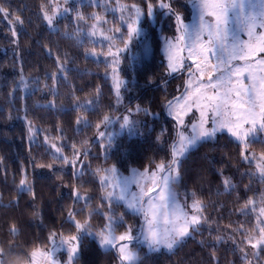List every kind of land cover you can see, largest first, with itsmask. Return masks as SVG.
<instances>
[{
    "label": "trees",
    "instance_id": "1",
    "mask_svg": "<svg viewBox=\"0 0 264 264\" xmlns=\"http://www.w3.org/2000/svg\"><path fill=\"white\" fill-rule=\"evenodd\" d=\"M119 1L127 3V9L115 7L105 11L111 17L100 26L123 47L121 41L127 37L129 17L135 15L131 5H137L142 13L140 25L144 35L139 41L132 39L131 45L120 53L118 73L124 85L117 102L108 57L100 54L104 53L100 50L108 49L110 42L100 43L84 34L94 21L89 11L100 10V5L85 0H67L65 4L63 0L68 12L59 13L50 26L44 12L51 14L53 0H0V6L9 13L7 19L0 13V248L4 250L0 260L3 264H23L34 248L49 247L48 236L52 231L74 234L75 221L83 223L88 219L91 230L97 231L105 224L104 214L108 213L116 217L123 215L125 224H139V216L121 202L108 207L102 198L97 169L115 165L118 172L127 174L132 168L153 167L171 158L169 146L176 134V122L163 110L179 93L175 89L178 78L168 75L161 45L162 36L174 33L175 17L158 7L161 0ZM149 2L153 5L152 15L147 14ZM172 6L188 17L187 0H172ZM77 13L85 19H78ZM16 16L22 24L15 23ZM116 28L120 29L119 33L115 32ZM77 30L79 40L65 34ZM93 49L97 55L92 54ZM56 56L66 57L68 63L65 72H58L53 82L51 74L57 72ZM21 75L26 77L29 87H19ZM85 100H92L93 104L80 107ZM135 107L141 108L142 119L135 131L114 134L103 145L107 138L98 133L103 131L106 135L110 127L102 125L97 129L96 124L105 115L121 119ZM78 117H83L80 123ZM29 123L35 129L31 138ZM117 124L111 128L115 130ZM51 143L61 147L62 155L75 159L76 163L65 164L58 159L50 148ZM241 147L227 132H219L198 142L187 153L175 187L187 200L203 201L204 221L214 229L201 226L193 230L171 251H147L140 247L137 264H264L262 248L259 256L251 259L241 251L247 246L242 243L245 230L258 232L256 214L250 210L256 205L247 208L244 205L249 199L264 205V180L257 175L255 164L243 159ZM246 150L264 152V131L258 129L256 137L249 138ZM76 152L80 153L79 157L75 156ZM25 177L30 191L20 185ZM225 177L230 178V187L223 184ZM75 192L84 199L74 198ZM97 208L99 213L93 211ZM70 212L74 214L72 220L68 218ZM13 225L15 233L11 231ZM218 228L223 230V235L216 231ZM123 231L124 226L118 224L116 232ZM81 239L83 243L72 264H119L114 249H103L86 234Z\"/></svg>",
    "mask_w": 264,
    "mask_h": 264
},
{
    "label": "snow or ice",
    "instance_id": "2",
    "mask_svg": "<svg viewBox=\"0 0 264 264\" xmlns=\"http://www.w3.org/2000/svg\"><path fill=\"white\" fill-rule=\"evenodd\" d=\"M187 2L191 4L192 9L190 23L186 22L185 14L173 8L172 0L168 3L161 0L159 4L161 8L167 9L168 14L175 17L177 35L165 41L169 73L185 69V60L191 61L186 69L189 79L184 93L175 98V102L167 103L169 115L176 120V134L169 146L171 158L160 161L153 169L145 168L143 171L133 169L128 176L120 175L115 165L103 170L97 169L103 188L102 198L108 202L109 208L115 202H122L132 213L142 217L143 223L139 226V232H136V225L125 224L123 215L116 217L105 213L107 222L95 232L91 230L88 219L83 223L75 221V234L50 232L48 236L50 247L39 246L31 250L27 264H61L56 258V253L60 249H66L68 264H71L83 243L81 237L84 233L95 235L103 247L116 248L119 264H137L139 254L132 247L133 242L137 240L146 243L153 250H158L160 247L171 250L178 242L191 235L192 231L205 220L203 201L193 199L192 212L189 213L187 205L179 202L174 190V185L181 178L180 168L187 153L198 142L226 130L241 142V156L249 160V156L244 154L249 137L257 129L264 131V57L258 56L264 54V31H257L264 29V0H187ZM64 3L67 4V0H64ZM127 7L124 6L125 9ZM131 8L135 11V18L129 17L132 22L128 23L127 39L121 41L122 48L115 46L113 36H108L100 30L98 25L106 21H102L99 15H93L94 22L88 32L90 37L100 36L110 42L108 51L100 54L112 58L110 67L117 102L120 99V89L124 85L118 73L120 53L128 48L133 36H139L141 33L138 27L141 9L137 5H131ZM61 11L68 9L55 3L51 14L48 11L44 12V19L52 26ZM0 13H3L4 18L7 19L9 15L7 9L0 6ZM152 13L153 5L149 2L147 14L152 15ZM77 18L85 19L79 13ZM9 23L13 22L9 20ZM15 23L22 24L23 21L16 16ZM115 32L119 33L120 29L116 28ZM241 32L247 34V40L241 38ZM65 34L77 40L80 37L79 30ZM12 35H16L14 27ZM113 47L115 51L112 50ZM92 54L97 55L95 49L92 50ZM55 62L57 72L51 74L53 82L58 72H65L68 63L66 57L62 59L60 56H56ZM19 87H29L23 75L19 78ZM98 94L99 90H97ZM76 100L79 101V97ZM92 104V100H85L79 106L84 108ZM136 111H140V108L137 107ZM196 112L199 113L198 119L186 124L184 118ZM82 119L83 117H78L77 123ZM111 122V117L105 115L96 124V128L107 126ZM132 123L129 116L125 115L120 126L123 128ZM29 134L30 138L35 135L31 123H29ZM98 135L103 137L105 133L100 131ZM45 141L47 142V137ZM50 148L65 164L76 163L75 159L69 160L68 157L63 156L62 148L57 144L51 143ZM79 155V152L75 153L76 157ZM251 159L255 160L256 170L264 179V152L259 153L258 158L253 155ZM223 184L226 188L230 187V178L225 177ZM20 185L31 190L26 177L20 180ZM133 185L138 191H131ZM74 195L77 200L83 198L79 192H75ZM192 195L195 197V193ZM254 203L249 199L244 208ZM255 210L253 208V211ZM93 211L99 213L100 209ZM69 217L74 219V214L70 212ZM262 218H264V207L259 208L256 219L259 235L245 230L242 241L254 250L253 255H256L255 250L264 248ZM118 224L124 226V231L117 235ZM11 231L16 232L14 225ZM3 252L4 250L0 248V254ZM0 264H3L2 260Z\"/></svg>",
    "mask_w": 264,
    "mask_h": 264
},
{
    "label": "rangeland",
    "instance_id": "3",
    "mask_svg": "<svg viewBox=\"0 0 264 264\" xmlns=\"http://www.w3.org/2000/svg\"><path fill=\"white\" fill-rule=\"evenodd\" d=\"M80 1H84V0H80ZM85 1H89L90 3H92V4H94V5H100L101 6V9L99 10L98 8H95V9H93V10H91V11H89V15L91 14V16H93L94 14H96V15H99L101 18H102V21L103 20H106V19H108V18H110L111 17V15L110 14H105L104 12L105 11H111V9H114L115 7H117V8H123V9H125L124 8V6H128V4L127 3H124V2H120L119 0H116L114 3H112L111 2V0H85ZM53 2H55V3H58L62 8H64V6H63V0H53ZM78 2V1H77ZM161 2V1H160ZM160 2H159V4H160ZM163 2L164 3H167L165 0H163ZM78 4H79V2H78ZM54 7V6H53ZM77 7H78V5H77ZM158 7H160L159 5H158ZM189 8H190V13H189V15H188V17H187V19H186V22L187 23H190L191 21H192V9H191V4H189ZM127 9V8H126ZM75 11H77V10H75ZM66 12H68V11H61L60 13H62V14H64V13H66ZM163 12L164 13H167V10L164 8L163 9ZM125 13H127V10L125 11ZM134 13H135V11H134ZM113 15V14H112ZM114 16V15H113ZM133 18H135V15H134V17ZM142 19V13H141V15H140V17H139V21H138V27L141 29V33H140V35L139 36H133V40H134V38H136L137 39V41H139L140 40V38L144 35L143 34V27L140 25V20ZM94 22V21H93ZM92 22V23H93ZM132 22V21H131ZM130 22V23H131ZM92 23H91V25H92ZM128 24V23H127ZM110 26H111V28H114L111 24H110ZM98 27L100 28V30H102L106 35H108V36H112V34H109V31H107V30H104V28L103 27H101L100 26V24L98 25ZM234 27H235V25H234ZM176 29V28H175ZM89 30H90V28L89 29H87V30H84V34L85 35H88V32H89ZM258 32H260V31H264V29H258L257 30ZM177 35V33H176V30H174V33L171 35V36H162V45H161V52H162V54H163V56H164V59H165V62H166V64H167V71H168V75L169 76H172V77H177L178 78V81H177V83H176V85H175V89L176 90H178L179 91V93L175 96V97H173L170 101H173V102H175V98H177V97H180L183 93H184V91H185V85H186V82L188 81V79H189V75H188V72H187V66L188 65H190L191 64V61H189V60H185V64H186V68L185 69H183V70H180V71H177V72H172V73H169V69H168V59H167V55H166V52H165V47H166V43H165V41H166V39H173L175 36ZM240 36H241V38L242 39H245V40H247L248 39V37H247V34L246 33H244V32H241L240 33ZM95 41H97V42H100V43H102V42H106L107 40H105L103 37H100V36H96V37H92ZM125 39H127V37H125ZM131 43H132V40H131ZM131 43L129 44V46L131 45ZM115 46H117V47H122L121 45H119V42H117V43H115ZM128 46V47H129ZM105 48H107V46H105ZM115 48V47H114ZM113 50V49H112ZM108 51V49H104V50H100V52H104V53H106ZM113 51H115V50H113ZM99 52V51H98ZM187 55V53H185V56ZM102 56H104V55H102ZM258 56L259 57H264V54H258ZM107 60H108V62L109 63H111V60H112V58L111 57H108L107 58ZM118 72H119V65H118ZM109 75H111L112 76V71H111V68H110V72H109ZM120 77V76H119ZM121 79H123L122 77H120ZM111 81H112V85H113V80L111 79ZM124 81V80H123ZM113 90H114V92H115V94H116V91H115V88H114V85H113ZM121 93H122V87H121V89H120V96H121ZM168 103V102H167ZM167 103H166V105H165V107H164V113H165V115H167V116H169V117H172L173 119H174V117L173 116H171V115H169V110H168V107H167ZM140 108V107H139ZM136 109H137V107H135L134 109H130V110H128V112H126V113H124L123 114V116H125V115H127V116H129V118H130V120L133 122L131 125H129V126H126V127H121L120 125H121V123H122V118H123V116H122V118L121 119H118V117H111V119H112V122L110 123V124H108L106 127L107 128H109L110 127V130L109 131H107V133H106V138H107V142H104V143H102L103 145L105 144V143H108V141H109V139L110 138H112L113 137V135L114 134H120V133H122V132H129V133H133L134 131H135V129H136V127L142 122V119L140 118L141 116H140V111H136ZM140 110H141V108H140ZM147 112V111H146ZM158 114V112H156V113H154V115H157ZM150 115H153V113H150ZM198 117H199V113L198 112H196L195 114H189L188 116H186L184 119H185V122H186V124H190L191 122H193V121H195L196 119H198ZM175 120V119H174ZM116 122H118V124H117V127H116V129L115 130H113L112 128H111V125H114V123H116ZM175 122H176V120H175ZM114 128V127H113ZM111 129H112V131H111ZM258 130V129H257ZM257 130L249 137V138H252V137H256V135H257ZM220 132H227L226 130L225 131H220ZM217 133H219V132H217ZM216 133V134H217ZM228 133V132H227ZM233 139H235L236 141H238L235 137H233L230 133H228ZM214 137V136H213ZM209 138H211V137H209ZM240 142V141H239ZM241 143V142H240ZM244 154L245 155H247V156H249V160L250 161H252L254 164H255V160H253V159H251V157L253 156V155H255L257 158L259 157V153H253V152H251V151H249V150H245V152H244ZM110 167H112V166H109V167H105L104 169H107V168H110ZM147 168H149V169H153V168H155V165L153 166V167H147ZM133 169H137V170H140V171H143L145 168H132L131 169V171L129 172V173H125V174H123V173H120L119 172V174L120 175H122V176H128V175H131V172H132V170ZM256 172H257V170H256ZM257 175L259 176V177H261L260 175H259V173L257 172ZM97 180H98V182L100 183V185H101V182H100V178H99V175H97ZM264 180V179H263ZM102 186V185H101ZM174 190H175V192H176V194H177V198H178V200H179V202L182 204V205H187V210L189 211V213H191L192 212V209H191V204H192V202H193V200H187L186 198H185V195L184 194H181V193H179L178 192V190L176 189V187H175V185H174ZM131 191H138V189L136 188V186L135 185H133L132 186V188H131ZM102 196H103V193H102ZM81 197H83V198H81V199H84V196H81ZM74 198H76V196L74 195ZM122 203V202H121ZM123 204V203H122ZM254 205H256L255 206V211H253V208L252 209H250L251 210V212H253L254 214H256V219H257V215H258V213H259V208L260 207H264V205L259 201V200H257L255 203H254ZM253 214V215H254ZM68 218L69 219H71L69 216H68ZM139 218H140V223L139 224H137L136 225V232L138 233L139 232V226H140V224H142L143 223V220H142V217H140L139 216ZM262 219H264V218H262ZM72 220V219H71ZM107 222V221H106ZM105 222V223H106ZM201 226H206L207 228H209V229H214V228H212L211 226H209V225H207L206 223H205V221L204 222H202L201 223V225L196 229V230H198ZM98 231V230H97ZM220 235H223L224 233H222V231L223 230H221V229H217L216 230ZM93 232H95V231H93ZM117 233V232H116ZM192 233H193V231H192ZM191 233V234H192ZM75 234V233H74ZM84 234H86V235H88L87 233H84ZM119 233H117V235H118ZM83 235V234H82ZM256 235H259V233L257 232V234ZM88 237H90V238H92V239H94V240H96L97 241V243L99 244V241H98V239H97V237L95 236V235H88ZM186 238V237H185ZM184 238V239H185ZM182 241V240H181ZM234 241L237 243V240L234 238ZM180 242H178L172 249H174L178 244H179ZM100 245V244H99ZM101 246V245H100ZM50 247V246H49ZM103 249H111L112 247H103V246H101ZM132 247L138 252V248H140V247H144L147 251H158V250H164V251H171V250H169L168 248H166V247H160L158 250H153V249H150L149 247H148V245L146 244V243H143L142 241H140V240H137V241H134L133 242V244H132ZM112 249H114L115 251H116V253H117V256H118V252H117V249L116 248H112ZM263 249V254H264V248H262ZM244 252H245V254L247 255V258L248 259H251V258H254L256 255L257 256H259V250H255L256 251V255H253V252H254V250L250 247V246H246V249L245 250H243ZM56 258L61 262V264H68V253H67V251H66V249H60V250H58L57 251V253H56ZM29 260V259H28ZM27 262L28 261H26L25 263H23V264H27ZM117 263H119V261H117ZM71 264H72V262H71Z\"/></svg>",
    "mask_w": 264,
    "mask_h": 264
}]
</instances>
